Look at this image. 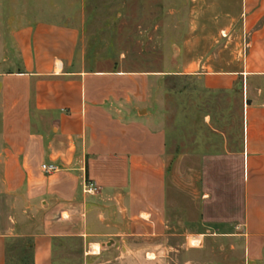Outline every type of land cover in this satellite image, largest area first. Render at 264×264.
Here are the masks:
<instances>
[{"label":"crops","instance_id":"crops-1","mask_svg":"<svg viewBox=\"0 0 264 264\" xmlns=\"http://www.w3.org/2000/svg\"><path fill=\"white\" fill-rule=\"evenodd\" d=\"M13 1L0 0V264H26L21 240L30 264H175L208 236L264 264V0H183L174 71L244 101L241 147L206 153L172 148L166 77L84 62L76 5L18 0L12 27Z\"/></svg>","mask_w":264,"mask_h":264},{"label":"rangeland","instance_id":"rangeland-1","mask_svg":"<svg viewBox=\"0 0 264 264\" xmlns=\"http://www.w3.org/2000/svg\"><path fill=\"white\" fill-rule=\"evenodd\" d=\"M183 2L67 0L64 4L76 5V8L75 15L68 11L65 19L76 20L81 27L80 51L85 50L87 65L90 63L98 70H112L122 64L125 69L166 77L174 150L198 153L236 150L241 147L243 138V99L227 93L213 94L193 82L194 78L180 76L174 71L186 27ZM26 3L42 6L47 2L32 0ZM21 4V1H13L12 27L26 19L27 12ZM163 90V87L157 89V96L163 97ZM192 163H197L195 158ZM25 242H13L12 258L17 261L26 256L25 263L30 264L31 254L24 255L22 249ZM74 244L77 248L82 246L78 241ZM242 260L241 248H233L232 243L212 236L205 238L203 247L179 248L175 252V264H200V261L201 264H242Z\"/></svg>","mask_w":264,"mask_h":264},{"label":"built area","instance_id":"built-area-1","mask_svg":"<svg viewBox=\"0 0 264 264\" xmlns=\"http://www.w3.org/2000/svg\"><path fill=\"white\" fill-rule=\"evenodd\" d=\"M42 168L46 173H54V172L59 170V167L57 165L47 164V163L43 164ZM97 190H98V188L95 184L91 183L88 185V191L89 192L94 193Z\"/></svg>","mask_w":264,"mask_h":264}]
</instances>
